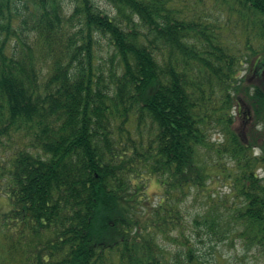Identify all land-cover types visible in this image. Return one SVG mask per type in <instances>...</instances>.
<instances>
[{"label": "trees", "instance_id": "obj_1", "mask_svg": "<svg viewBox=\"0 0 264 264\" xmlns=\"http://www.w3.org/2000/svg\"><path fill=\"white\" fill-rule=\"evenodd\" d=\"M0 150V264H213L202 228L264 256V0H0Z\"/></svg>", "mask_w": 264, "mask_h": 264}, {"label": "rangeland", "instance_id": "obj_2", "mask_svg": "<svg viewBox=\"0 0 264 264\" xmlns=\"http://www.w3.org/2000/svg\"><path fill=\"white\" fill-rule=\"evenodd\" d=\"M101 4L103 7H107L109 10L108 6H105L103 3ZM235 20V17L231 18L229 25L231 26L232 23L233 26L231 27L227 41L230 47L242 48L241 42L243 36L241 35L240 28L234 27ZM104 55L106 56L107 53L104 52ZM248 67V63H244L242 65L240 77L245 74ZM234 112H237L236 109L234 110ZM239 122V119H236L235 125L237 126ZM211 138L216 142L221 141V135L219 133H214ZM0 153H3V151L0 150ZM7 154H9V152ZM202 154L203 152L201 151V156ZM145 183V191L147 193L148 200L154 204L161 198V196H163L162 187L158 184L156 178L150 176L147 177ZM3 188V186L0 187V189ZM229 193L230 188L227 186L226 182H224L222 178H214L212 182H208L206 190L197 191L193 189L190 191V193H186V195L183 196L181 195L178 205L185 221L187 222V224H190L192 220L197 217V215L201 213L203 214L205 213V211H210L216 214L220 211H223L221 203L216 202L212 204L210 201V197L212 199H216L217 197L219 199H225V196L229 195ZM233 199L234 198L230 199L229 202L231 203ZM10 208L11 202L8 200V198L5 197L4 192H2L0 195V213L8 211ZM186 235H191V240L195 244L197 252L202 254L204 258L203 260L207 263L213 262L214 264V253H212L213 251L210 249V246L214 245V242L207 233V230L205 228H202V230H199L197 235L194 234L193 231L187 230ZM166 247L172 250L176 249V246L174 245H166ZM216 247L224 257V260L227 261V264H264V256L252 252H246L241 247L239 242L235 239H233V241L231 242L225 241L223 243H219Z\"/></svg>", "mask_w": 264, "mask_h": 264}]
</instances>
